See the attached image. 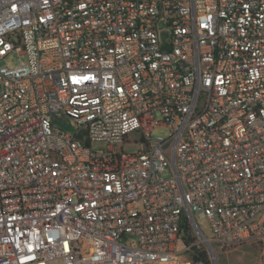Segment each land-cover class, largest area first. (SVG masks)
Masks as SVG:
<instances>
[{"label": "built area", "instance_id": "2783aa9c", "mask_svg": "<svg viewBox=\"0 0 264 264\" xmlns=\"http://www.w3.org/2000/svg\"><path fill=\"white\" fill-rule=\"evenodd\" d=\"M262 241L264 0H0V264H220Z\"/></svg>", "mask_w": 264, "mask_h": 264}, {"label": "rangeland", "instance_id": "374dc122", "mask_svg": "<svg viewBox=\"0 0 264 264\" xmlns=\"http://www.w3.org/2000/svg\"><path fill=\"white\" fill-rule=\"evenodd\" d=\"M162 37L165 40L164 32ZM7 65L9 67H16L19 65V59L17 54L11 55L7 60ZM160 118V117H159ZM54 126L59 127L67 134L75 136L79 131L78 124L71 118L65 116L63 119H59L56 116L52 117ZM154 137H162L164 139L168 138L170 135V130L167 126H159L153 133ZM140 134L133 133L130 136L132 141L122 144L125 152L133 153L137 152L140 148ZM108 144L102 141H95L91 144L90 148L93 151H104L107 149ZM165 177H169V172L164 173ZM196 222L199 225L202 233L208 240H212L214 237L213 230L209 221L205 218H196ZM218 250L217 246H214ZM205 248V247H204ZM218 260L220 264H263L264 263V241L261 244H250L242 245L230 250L220 252L218 250ZM184 261L190 260V264L194 262L191 255L186 254L182 256Z\"/></svg>", "mask_w": 264, "mask_h": 264}, {"label": "trees", "instance_id": "16d2710c", "mask_svg": "<svg viewBox=\"0 0 264 264\" xmlns=\"http://www.w3.org/2000/svg\"><path fill=\"white\" fill-rule=\"evenodd\" d=\"M87 145H89L88 140L86 141ZM184 239L188 244L195 243L197 241L196 235L193 233L191 225L189 222L186 223L185 228H184ZM262 242H259L258 244H261ZM198 251V256L199 257H194L195 261H198L199 259L203 261L205 264H211L210 258L207 254V251L205 250L204 247L201 246V248L197 249Z\"/></svg>", "mask_w": 264, "mask_h": 264}, {"label": "water", "instance_id": "95a60500", "mask_svg": "<svg viewBox=\"0 0 264 264\" xmlns=\"http://www.w3.org/2000/svg\"><path fill=\"white\" fill-rule=\"evenodd\" d=\"M210 252L213 254V250L209 247ZM214 256V255H213ZM214 261L216 263V258L214 257Z\"/></svg>", "mask_w": 264, "mask_h": 264}]
</instances>
